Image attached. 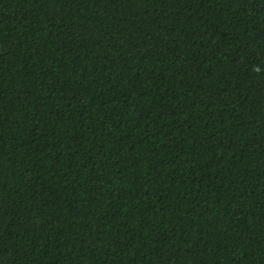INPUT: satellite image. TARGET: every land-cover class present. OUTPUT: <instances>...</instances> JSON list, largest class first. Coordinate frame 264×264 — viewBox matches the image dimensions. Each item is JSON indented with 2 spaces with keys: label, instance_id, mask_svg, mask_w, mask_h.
<instances>
[{
  "label": "trees",
  "instance_id": "1",
  "mask_svg": "<svg viewBox=\"0 0 264 264\" xmlns=\"http://www.w3.org/2000/svg\"><path fill=\"white\" fill-rule=\"evenodd\" d=\"M0 264H264V0H0Z\"/></svg>",
  "mask_w": 264,
  "mask_h": 264
}]
</instances>
